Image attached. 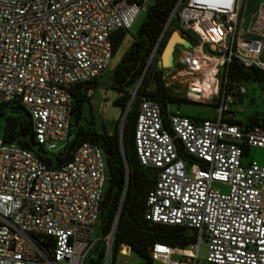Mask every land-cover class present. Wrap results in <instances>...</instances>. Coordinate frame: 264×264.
<instances>
[{"label": "built area", "instance_id": "1", "mask_svg": "<svg viewBox=\"0 0 264 264\" xmlns=\"http://www.w3.org/2000/svg\"><path fill=\"white\" fill-rule=\"evenodd\" d=\"M151 2L0 0V106L18 103L27 110L33 138L46 154L62 152L73 136V88L108 69L113 33L129 29ZM242 7L243 0H176L171 11L197 43L170 63L162 79L165 85L185 80L184 95L193 101L203 97L194 84L208 80L215 91L209 95L219 93L215 117L196 120L169 104L162 111L148 97L139 102L134 151L138 163L155 172L148 175L155 181L143 216L194 234L184 248L152 244L153 263L203 264L198 251L204 244L205 264H264V164L242 161L244 147L264 149V128L223 119H234L232 97L245 92L242 83L227 85L225 65L236 60L264 70L262 24L255 21L250 29L256 37L245 39L238 28ZM210 44L214 53L203 51ZM197 50L199 62L192 59ZM107 178L104 153L89 141L78 143L68 161L52 166L0 137V264H87L98 243L99 264H117L127 256L129 248L121 244L112 257L123 193L108 232L99 230ZM174 250L190 253L176 256Z\"/></svg>", "mask_w": 264, "mask_h": 264}, {"label": "trees", "instance_id": "2", "mask_svg": "<svg viewBox=\"0 0 264 264\" xmlns=\"http://www.w3.org/2000/svg\"><path fill=\"white\" fill-rule=\"evenodd\" d=\"M175 3L176 0H153L147 5L144 17L134 32L119 28L112 35V56L117 52L124 37L130 36L128 46L107 74L106 87L117 94L112 104L122 113L135 87L136 90L122 124L120 118H117L111 132L97 130L92 118H86L84 115V107L88 105L91 96L88 91L97 85V79L101 75L73 88L74 104L71 116L73 136L62 152L57 154H46L35 142L29 114L22 105L9 103L0 106V117L3 119L0 135L2 141L15 142L32 150L49 165L59 166L68 161L73 148L82 141H89L101 148L108 178L100 201L99 230L101 234L108 232L123 193L112 242V257H115L120 245L125 244L130 252L143 260L144 264H153L149 251L154 243L184 248L194 242V234L181 226L152 223L144 218L146 193L155 181L148 175L155 172L138 163L133 146L134 124L142 97L156 100L162 111L166 104L181 101L171 86L165 85L162 79L166 68H159L156 65L172 30H178L188 40V47L197 43L194 34L181 29L176 11L169 18ZM203 51L214 53L208 45L203 46ZM225 73L228 86L232 85L231 82L242 83L248 80L264 86V70L256 67L245 68L236 60L225 65ZM218 102L219 99L211 101L209 105L216 107ZM190 117L196 120L203 118ZM223 119L238 126L264 128V123H259L258 118L253 116L244 124L236 119L225 117ZM178 149L181 156L186 155L180 147ZM246 150L247 147H244L243 155ZM102 255V245L98 243L92 252L93 257H87L86 263L99 264Z\"/></svg>", "mask_w": 264, "mask_h": 264}, {"label": "rangeland", "instance_id": "3", "mask_svg": "<svg viewBox=\"0 0 264 264\" xmlns=\"http://www.w3.org/2000/svg\"><path fill=\"white\" fill-rule=\"evenodd\" d=\"M150 2L152 0H149ZM243 17L247 18L248 15L253 11H260L264 10V0H243ZM145 14V10L140 11L137 16L135 17L133 23L131 24L130 28L128 29L130 33L134 32L141 20L143 19ZM247 20L241 24V27L245 26ZM130 41V36L126 35L124 39L122 40V43L120 47L118 48L117 52L112 56L110 66L108 69L97 79V85L93 87V89L90 91L91 96L89 99L88 105L84 107V115L86 118H92L94 121V126L97 130L104 129L107 132H111L113 129V123L117 118L122 117V113L120 112V109L117 106H114L112 104V100L116 97V92L112 90L111 88L106 87L107 83V74L109 73V70L113 67V65L117 62L119 56L124 51V49L128 46ZM186 51H192L191 47L176 44L174 45V49L171 56V64H174L175 61L184 54ZM260 60L264 61V49L261 53V56L259 58ZM168 81V80H167ZM169 82V81H168ZM185 80L179 79L178 81H170L169 85L175 92L178 98H180L181 101L179 102H171L169 104L171 110H178L183 114H187L190 116H200V117H211L213 115H216L217 108L214 106L209 105L211 101H216L218 98V92L213 94L212 96L208 94L203 95L199 101H193L189 100L185 95L184 91L185 88L183 87ZM260 84L248 80L244 82V86L246 87L247 95L244 97V107L246 108V111H249V108L251 107L250 97H253L257 99L259 97L260 92ZM212 92H215L212 90ZM251 93V95H249ZM256 105H253L255 107ZM258 109H260V106H257ZM2 124L3 119L0 117V135L2 131ZM213 188H218L220 190H225V187L222 185H219L217 183L212 184ZM99 233L94 231L93 236L98 237ZM205 257H206V246L204 244L200 245L199 251H198V260L205 264ZM123 260H126V264H144L143 260L135 255L132 252H128L127 256L120 257L117 264H124ZM153 264H158L157 262H154Z\"/></svg>", "mask_w": 264, "mask_h": 264}, {"label": "crops", "instance_id": "4", "mask_svg": "<svg viewBox=\"0 0 264 264\" xmlns=\"http://www.w3.org/2000/svg\"><path fill=\"white\" fill-rule=\"evenodd\" d=\"M243 8L240 11V24H239V32H242L245 39H251L255 38L257 33L256 31L251 32V27L255 21L261 22V26L258 29V32L264 33V10L260 11H253L251 12L247 18L243 17ZM259 15V16H258ZM247 20L245 26L243 28L241 27V24H243ZM244 85V82H242ZM260 92L259 97L257 99L250 97L249 103H251V107L249 108V111H246V108L244 107V97L247 95L246 87L244 93H235L232 97V103L230 104V110L233 113V118L237 121L241 122V124H244L248 121V118L250 116L258 118V122L264 123V86L259 85ZM251 95V93L249 94ZM253 105H256L253 107ZM257 106H260L261 108L258 109ZM180 112V111H179ZM181 113V112H180ZM183 114V113H181ZM187 115V114H183ZM190 116V115H188ZM216 115H213L211 117H203V118H213ZM255 161L258 164H264V149L260 148H247L246 153L242 156V161L244 163L249 161ZM261 208L262 212L264 213V185L261 189Z\"/></svg>", "mask_w": 264, "mask_h": 264}, {"label": "water", "instance_id": "5", "mask_svg": "<svg viewBox=\"0 0 264 264\" xmlns=\"http://www.w3.org/2000/svg\"><path fill=\"white\" fill-rule=\"evenodd\" d=\"M171 15H172V13L170 14L169 18L171 17ZM167 23H168V20H167L164 28L166 27ZM176 44L189 46L188 40L178 30H172L170 32V34L168 35L165 43H164V46H163V48H162V50L160 52L158 60L156 61L157 67H159V68H167V67L170 66L172 52H173V49H174V45H176ZM208 47H209L210 50H215V46L212 45V44H210ZM153 77H155V73H154ZM135 90H136V87L133 90V92L131 93L129 101H128L125 109L122 112V117L120 119L121 124H122V122L124 120V116L126 114L127 108H128V106L130 104V101H131V99L133 97V94H134ZM123 158H124V156H123ZM124 163H125V167L127 168V164H126L125 158H124Z\"/></svg>", "mask_w": 264, "mask_h": 264}, {"label": "bare ground", "instance_id": "6", "mask_svg": "<svg viewBox=\"0 0 264 264\" xmlns=\"http://www.w3.org/2000/svg\"><path fill=\"white\" fill-rule=\"evenodd\" d=\"M202 58L201 54L199 53V51L197 50L193 56H192V59L196 62H199L200 59ZM194 86H197L200 90V92L203 94V95H206L210 92H212L211 88H210V83L208 80H204L202 83H198L196 82L194 84ZM182 253H190L189 251L185 250V251H180V250H174L173 251V254H175L176 256H180Z\"/></svg>", "mask_w": 264, "mask_h": 264}]
</instances>
